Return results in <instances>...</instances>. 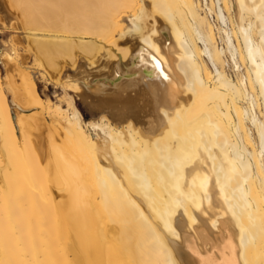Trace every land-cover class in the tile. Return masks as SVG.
I'll list each match as a JSON object with an SVG mask.
<instances>
[{
	"label": "bare ground",
	"instance_id": "1",
	"mask_svg": "<svg viewBox=\"0 0 264 264\" xmlns=\"http://www.w3.org/2000/svg\"><path fill=\"white\" fill-rule=\"evenodd\" d=\"M0 10V264H264V0Z\"/></svg>",
	"mask_w": 264,
	"mask_h": 264
},
{
	"label": "rangeland",
	"instance_id": "2",
	"mask_svg": "<svg viewBox=\"0 0 264 264\" xmlns=\"http://www.w3.org/2000/svg\"><path fill=\"white\" fill-rule=\"evenodd\" d=\"M12 34L14 33H10L9 31L7 32L6 30L2 29V27H0V45L2 44L3 41L8 40ZM5 59L6 58L0 59V74L1 75H3V71H4L3 61ZM31 76L34 82L36 83L38 92L44 99L49 97L52 101H55L63 94L62 88H60L59 84L56 85V82H53V80L52 81L47 80L45 77H43L40 74L39 71H36V72L32 71ZM78 107L80 111L82 112L84 118L88 119L90 117L88 108L82 102H78Z\"/></svg>",
	"mask_w": 264,
	"mask_h": 264
}]
</instances>
